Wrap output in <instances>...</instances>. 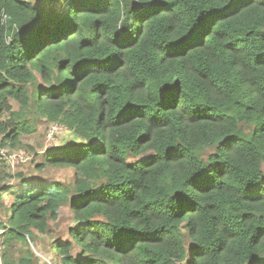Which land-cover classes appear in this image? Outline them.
<instances>
[{"label":"trees","instance_id":"1","mask_svg":"<svg viewBox=\"0 0 264 264\" xmlns=\"http://www.w3.org/2000/svg\"><path fill=\"white\" fill-rule=\"evenodd\" d=\"M32 110L74 181L0 172L4 264H264V0H0L1 144Z\"/></svg>","mask_w":264,"mask_h":264},{"label":"rangeland","instance_id":"2","mask_svg":"<svg viewBox=\"0 0 264 264\" xmlns=\"http://www.w3.org/2000/svg\"><path fill=\"white\" fill-rule=\"evenodd\" d=\"M12 104L13 110H19L18 103L12 101ZM5 116H7V114H5ZM27 119L34 126V131L23 135L20 138L19 143L13 147H9L7 149L8 152L6 153V156L12 153H19L29 156L28 160L23 162L19 156L15 158L14 162L5 159L8 165L4 164L3 167H1L0 172L11 173L13 176L12 179L14 178L13 184L21 182L22 177L25 178V175L42 176L49 181L57 180L63 184L72 183L74 181V169L70 167H53L46 163V157L44 154L49 146L54 144L53 142H49L47 139L50 122H48L46 118L35 113L34 110L29 112ZM56 140L59 143H64V141L68 143L76 140V137H74L73 133H67L66 130H60L56 135ZM42 163L45 164V167L41 170L37 166ZM10 200H12V197L10 195H6L4 201L2 202L4 205L0 209V219L2 218L5 220L4 210ZM70 220L71 213L69 208L65 207L63 209L62 222L69 223ZM57 224H59V220ZM56 232L57 228L54 233ZM61 236L66 239L67 235L64 231H62ZM51 241V236H41V239L37 241L32 240L29 246H22L19 244L11 253V256L13 259L17 260L20 257L22 250H30L31 252H35L37 257L34 264H60L61 255L52 249ZM47 260H49V262Z\"/></svg>","mask_w":264,"mask_h":264},{"label":"clouds","instance_id":"3","mask_svg":"<svg viewBox=\"0 0 264 264\" xmlns=\"http://www.w3.org/2000/svg\"><path fill=\"white\" fill-rule=\"evenodd\" d=\"M48 121V120H47ZM49 122V121H48ZM60 130H66V132L67 133H73V130H71L68 126H66V125H64V124H61L60 122H57V121H50V127H49V130H48V133H47V139H48V141L49 142H53L54 144L53 145H51V146H49V148L46 150V152L47 151H49V150H51V149H53V148H59V147H62V146H65L66 144H68V143H70V142H68V143H66L65 141H64V143H59V142H57V140H56V135L58 134V132L60 131ZM74 135V134H73ZM74 137H75V135H74ZM9 147H13V146H5V145H3V144H1V142H0V156L2 157V159H8L9 161H12V162H14L15 161V158L17 157V156H19L20 157V159L23 161V162H26L27 160H28V157L29 156H26V155H23V154H19V153H12V154H10V155H8V156H6V153L8 152V148ZM73 169V168H72ZM74 175H75V173H74ZM0 227L3 229V233H4V228H3V226L1 225V223H0ZM3 233H2V235L0 236V244H1V249H2V241H1V239H2V237H3ZM1 249H0V254H1V260H0V264L2 263V264H4L3 263V258H2V252H1ZM48 262H49V260H47Z\"/></svg>","mask_w":264,"mask_h":264},{"label":"built area","instance_id":"4","mask_svg":"<svg viewBox=\"0 0 264 264\" xmlns=\"http://www.w3.org/2000/svg\"><path fill=\"white\" fill-rule=\"evenodd\" d=\"M2 233H3V229L0 227V236L2 235ZM0 249H1V244H0ZM0 260H1V254H0Z\"/></svg>","mask_w":264,"mask_h":264}]
</instances>
